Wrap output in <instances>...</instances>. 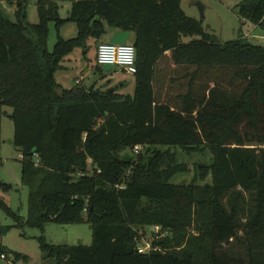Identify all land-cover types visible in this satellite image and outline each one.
<instances>
[{
  "label": "trees",
  "instance_id": "trees-1",
  "mask_svg": "<svg viewBox=\"0 0 264 264\" xmlns=\"http://www.w3.org/2000/svg\"><path fill=\"white\" fill-rule=\"evenodd\" d=\"M5 1L15 8L13 21L0 9V131L7 107L27 218L1 195L0 210L19 228L91 229L89 246L38 237L43 260L264 264V46L241 36L219 42L184 14L180 0H70L66 21L76 35L57 36L48 51V23L58 30L63 22L56 2L37 0L38 22L29 24L28 0ZM236 9L264 29V0H239ZM108 28L133 34V95L105 84H58L63 57L75 47L85 51ZM111 71L95 65L100 78ZM176 147L211 155L208 165H194L187 184L171 181L187 170ZM11 189L0 181V193ZM144 229L152 239L138 252ZM7 231L0 226V236ZM8 253L0 248L4 259ZM11 258L8 264L26 261L19 253Z\"/></svg>",
  "mask_w": 264,
  "mask_h": 264
},
{
  "label": "rangeland",
  "instance_id": "rangeland-1",
  "mask_svg": "<svg viewBox=\"0 0 264 264\" xmlns=\"http://www.w3.org/2000/svg\"><path fill=\"white\" fill-rule=\"evenodd\" d=\"M37 0H28L26 3V22L36 24L38 14L36 11ZM57 4V16L63 20L62 24L56 30L52 21L48 23L47 49L51 51L57 40V36L62 39H71L76 35V26L71 21H66L70 9V0H54ZM12 2H14L12 0ZM239 0H180V7L184 14L200 22L203 30L213 34L221 43L237 39L238 37L247 38L249 42L264 46V29L243 21L237 14L236 5ZM204 6L203 16H200L196 4ZM14 3H8L0 0V9L14 20ZM190 37L182 38L183 42H188ZM96 42L89 41L87 49L75 47L70 53L65 55L60 62L62 66L55 73L56 82L60 83L65 89L75 85L82 73L94 72L96 60V49L92 48ZM102 68V65H100ZM99 77V76H98ZM100 78V77H99ZM101 85L105 84L109 89H116L118 94L133 95L134 77L113 67L110 73H106L104 78H100ZM4 114L1 117V143H0V181L10 184L11 191L0 193L9 208L18 213L25 220L27 218V195L28 189L20 183V159L21 154L17 148H14L9 141L13 136V124L9 118L11 110L3 108ZM175 154L176 160L184 164L186 172L182 175H175L172 178L173 183H189L193 178V168L197 163L208 165L211 162V155L207 149L201 151H186L179 147L171 148ZM126 153H129L126 151ZM210 178L198 182L200 184L209 183ZM12 218L0 210V226H7L8 231L0 236V248L9 252L7 259L0 258V264H8L12 259V253H19L26 257V261H18L16 264H49L43 260V254L39 248L38 237L42 236L44 240L53 245H85L91 244V229L88 223L60 225L47 223L42 231L29 227H17ZM154 229L153 232H156ZM152 239L151 233L144 229L140 232L138 245L145 247ZM232 247L227 246L225 250L229 251ZM234 249V248H233ZM236 249V248H235ZM234 249V250H235ZM9 260V261H8Z\"/></svg>",
  "mask_w": 264,
  "mask_h": 264
},
{
  "label": "built area",
  "instance_id": "built-area-1",
  "mask_svg": "<svg viewBox=\"0 0 264 264\" xmlns=\"http://www.w3.org/2000/svg\"><path fill=\"white\" fill-rule=\"evenodd\" d=\"M96 63L99 65L109 64L112 67H117L121 71L133 75L136 72L135 67V49L131 43L122 45L101 43L96 48ZM138 147H135V150ZM149 248L146 246L140 247L138 252H144ZM0 258L4 259V255Z\"/></svg>",
  "mask_w": 264,
  "mask_h": 264
},
{
  "label": "crops",
  "instance_id": "crops-1",
  "mask_svg": "<svg viewBox=\"0 0 264 264\" xmlns=\"http://www.w3.org/2000/svg\"><path fill=\"white\" fill-rule=\"evenodd\" d=\"M115 31H117V29L108 28L106 30L105 34L93 45L92 48H95L96 49V47L99 44H101V43H108V39L110 38V36ZM132 41H133V34L129 32V36H128V39H127V42L126 43H132ZM111 69H113V67ZM82 74L83 75H81L78 79H76L75 84L78 83V84L83 85V86H90L91 85V86H94V87H97V86H100L101 85L100 78H99L100 75H98L97 73H95L93 71L92 72L89 71V72H85V73H82ZM58 84H60V83H58Z\"/></svg>",
  "mask_w": 264,
  "mask_h": 264
},
{
  "label": "water",
  "instance_id": "water-1",
  "mask_svg": "<svg viewBox=\"0 0 264 264\" xmlns=\"http://www.w3.org/2000/svg\"><path fill=\"white\" fill-rule=\"evenodd\" d=\"M198 11L200 13V16H203V12H204V6H202L201 4L197 3L196 4ZM129 36V32L127 31H121V30H117L115 31L110 38L108 39V43L110 44H116V45H122L125 44L127 42ZM112 66L109 64H105L102 66L103 71L107 72L109 70H111ZM109 91H112V89H109ZM11 140L9 141V143L11 144ZM151 230L153 231L154 228H151Z\"/></svg>",
  "mask_w": 264,
  "mask_h": 264
}]
</instances>
